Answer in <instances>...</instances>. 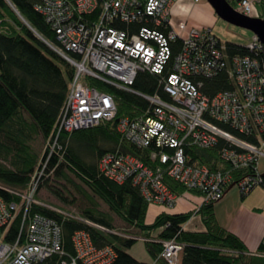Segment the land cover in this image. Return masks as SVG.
Listing matches in <instances>:
<instances>
[{"label":"built area","instance_id":"2783aa9c","mask_svg":"<svg viewBox=\"0 0 264 264\" xmlns=\"http://www.w3.org/2000/svg\"><path fill=\"white\" fill-rule=\"evenodd\" d=\"M174 1L41 0L36 4L57 38L56 42L43 40L74 67L57 133L46 143L43 167L57 150L61 131L116 117L114 95L95 88L89 80L127 89L139 71H149L163 76L168 98L145 96L153 107L139 117L120 118L117 130L136 146H152L150 159L158 165L152 168L129 153L107 152L99 160L105 176L118 183L130 180L150 204L167 209L178 196L165 177L201 191L205 202L222 199L232 183L243 194L263 184L259 163L264 160V45L253 34L245 47L255 56L230 55L211 28L188 27L185 21L175 28L171 23ZM236 9L255 16L252 0H237ZM221 72L228 73L233 87L211 97L204 94L203 78ZM221 142L219 155L227 163L225 168L190 163L189 147L208 149ZM42 174L43 168L37 170L23 191L3 188L19 199L5 200L0 195V264H111L115 249L96 246L84 230L72 236L73 256L52 261L63 254L61 226L45 214L30 212L34 204L44 205L36 199ZM18 216L20 227L13 235ZM84 221L101 231L122 234ZM261 244L264 247V237ZM182 253V244L163 242L161 256L168 264H181Z\"/></svg>","mask_w":264,"mask_h":264},{"label":"trees","instance_id":"16d2710c","mask_svg":"<svg viewBox=\"0 0 264 264\" xmlns=\"http://www.w3.org/2000/svg\"><path fill=\"white\" fill-rule=\"evenodd\" d=\"M40 1L0 0V195L5 200H18L3 188L25 190L33 174L42 168L38 191L48 174L67 178L66 171H70L101 198L113 214L135 229L127 234L114 227L109 214L86 210L83 219L116 229L122 234L104 232L81 218L34 204L30 212L45 214L61 226L63 254L55 255L52 261L73 256L72 236L75 231L84 230L96 246L110 245L115 249L116 257L111 264H168L161 256L166 240L183 245L182 264H264L262 244L258 250L251 252L237 234L220 223L214 207L216 201H202L201 191L189 189L175 179L165 177L164 181L177 196L192 194L201 197V200L191 210L178 213L160 211L152 221H148L151 204L139 187L130 180L115 182L99 170V160L107 152L129 153L152 168L158 165L157 161L150 159V147L139 148L123 139L117 130V122L122 117L133 119L144 114L148 108L147 95L158 94L168 98L162 75L140 71L128 90L89 80L90 85L114 95L116 117L87 128L61 131L57 150L44 167L47 154L40 164L42 157L32 141L36 137L48 140L52 134L55 137L59 127L57 121L74 75V67L44 41L56 42L57 38L50 24L35 8ZM229 1L233 5L237 0ZM260 3L264 4V0ZM224 45L230 55H256L255 51L242 44L226 42ZM232 87L228 73L221 72L214 77L203 78L201 90L211 97ZM223 144L221 142L208 149L189 147L190 163L206 165L211 169L225 168L227 163L222 162L219 155ZM50 191L60 197L57 190L50 187ZM195 214L200 215L204 230L184 228ZM19 227L20 216L12 225L13 235ZM9 238L6 237L7 240ZM138 239L144 240L150 262L138 260L125 249Z\"/></svg>","mask_w":264,"mask_h":264},{"label":"rangeland","instance_id":"374dc122","mask_svg":"<svg viewBox=\"0 0 264 264\" xmlns=\"http://www.w3.org/2000/svg\"><path fill=\"white\" fill-rule=\"evenodd\" d=\"M233 6L237 7V4L234 3ZM263 9L264 8L262 6H258V10L261 14L264 13L262 12ZM171 23L176 28V24L174 23L172 18ZM204 27L211 28L213 34H215L222 43L232 42L236 44L246 45L251 42V39L253 37V32L249 29L234 25L232 23H228L218 16H214V19ZM46 143L47 140L43 141L41 137H36L32 141L33 147L37 152L40 153V155L43 154ZM259 169L262 173H264V160L259 163ZM66 173L67 178L57 175L55 176L53 173L48 174L46 179L43 181L38 194L36 195V199L42 202L44 205H47L51 208L55 207L61 212H65L77 217H85L86 215L84 212L86 210L91 211L95 214L98 212H104L112 216L113 225L117 229L127 234L135 231L134 228L124 223L115 214H113L109 210L106 203L101 198H99L79 177H77L76 174L70 171H66ZM50 187L57 190L60 197L52 193L50 191ZM241 195V188L237 184L232 186L226 193L227 198H231L232 203L239 202L238 200H240ZM226 196L218 202H222L226 198ZM185 197L186 198L178 196L176 201L177 204L175 206L176 209L179 208L178 206H180V204H190V202L195 203L196 201L198 202L201 200V197L192 194H186ZM246 197H249V199H247V202L263 203L264 186H256V188H254ZM157 211L158 208L155 205L151 204L148 215L151 216ZM125 249L140 261H151V257L146 251L145 243L142 239H138L131 246L126 247Z\"/></svg>","mask_w":264,"mask_h":264},{"label":"crops","instance_id":"0c3cea01","mask_svg":"<svg viewBox=\"0 0 264 264\" xmlns=\"http://www.w3.org/2000/svg\"><path fill=\"white\" fill-rule=\"evenodd\" d=\"M252 1L254 2V15H260L261 13L258 10V6L264 8V4L260 3V0ZM262 12H264V9ZM214 16L217 15L213 7L207 1L175 0L172 5L171 18L176 24V27L181 21L187 22L188 27H204L214 19ZM229 189L230 188L226 190L223 198L226 196ZM248 194H245L244 196L241 195L240 200H238L239 202L233 203L231 198H227L226 196L222 202L216 201L214 207L220 223L237 234L245 242L248 249L251 252H254L258 250L261 240L264 237V202H247L249 197L246 196ZM195 203L190 202V204H180L178 209L175 207L177 203L174 207L169 209L164 208L161 205L153 204L158 208V211L151 216L148 215V221H152L154 216L160 211L166 210L171 213H178L191 210ZM184 228L190 231L204 230V225L199 214L193 215L185 223Z\"/></svg>","mask_w":264,"mask_h":264},{"label":"water","instance_id":"95a60500","mask_svg":"<svg viewBox=\"0 0 264 264\" xmlns=\"http://www.w3.org/2000/svg\"><path fill=\"white\" fill-rule=\"evenodd\" d=\"M214 9L216 15L228 23L249 29L264 45V18L248 16L238 11L229 0H206ZM264 176V173L262 174ZM235 183L230 185V188Z\"/></svg>","mask_w":264,"mask_h":264},{"label":"bare ground","instance_id":"6f19581e","mask_svg":"<svg viewBox=\"0 0 264 264\" xmlns=\"http://www.w3.org/2000/svg\"><path fill=\"white\" fill-rule=\"evenodd\" d=\"M248 16H250V15H248ZM264 18V17H263ZM140 72V71H139ZM149 72V71H148ZM137 75V74H136ZM105 85H107V84H105ZM109 86V85H108ZM110 86H112V85H110ZM130 86L131 85H129L128 86V88L127 89H125V90H128V89H130ZM112 87H115V86H112ZM115 88H118V87H115ZM119 89H124V88H119ZM108 94H111V93H108ZM155 95V94H154ZM158 95V94H157ZM117 106V105H116ZM153 107V105L148 101V108L149 109H151ZM139 117V116H138ZM129 118V117H128ZM136 118V117H135ZM137 147H139V146H137ZM148 147H150V149L152 150V146H148ZM139 148H146V147H139ZM197 148H200V147H197ZM151 150H150V154H151ZM168 152H170V151H172V149L171 148H167L166 149ZM43 155H44V152H43V154L41 155V157H43ZM155 161H157V160H155ZM98 167H99V163H98ZM100 170V169H99ZM101 171V170H100ZM263 173L261 172V175H262ZM33 177V176H32ZM32 177H31V179H30V181L32 180ZM107 177V176H106ZM263 178H264V176H262ZM259 185H262V184H259ZM258 186V185H257ZM254 188H256V186L254 187ZM253 188V189H254ZM253 189H251L249 192H251ZM248 192V193H249ZM248 193H246V194H248ZM175 206V205H174ZM173 206V207H174ZM53 209L54 210H56V211H58V209L57 208H55V207H53ZM74 216V215H73ZM75 217H77V216H75ZM78 218H81V219H83L82 217H78ZM84 220V219H83ZM181 264H182V258H181Z\"/></svg>","mask_w":264,"mask_h":264}]
</instances>
